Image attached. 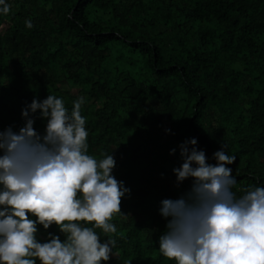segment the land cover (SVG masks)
<instances>
[{"label": "trees", "instance_id": "obj_1", "mask_svg": "<svg viewBox=\"0 0 264 264\" xmlns=\"http://www.w3.org/2000/svg\"><path fill=\"white\" fill-rule=\"evenodd\" d=\"M5 2L0 130L25 126L33 99L54 95L70 112L84 97L88 154L112 155V175L130 190L110 221L116 233L94 229L101 242L116 241L102 264H175L159 251L171 220L161 201L191 189L174 169L192 138L209 164L216 151L235 156L227 167L237 196L264 187V0ZM28 118L43 135L40 111ZM37 228L41 243L49 233L66 239L55 224Z\"/></svg>", "mask_w": 264, "mask_h": 264}, {"label": "clouds", "instance_id": "obj_2", "mask_svg": "<svg viewBox=\"0 0 264 264\" xmlns=\"http://www.w3.org/2000/svg\"><path fill=\"white\" fill-rule=\"evenodd\" d=\"M0 5L7 15L10 6L5 0ZM25 23L32 28L30 20ZM84 102L77 98L69 112L54 95L33 99L22 110L25 126L18 132L0 130V264L110 260L115 239L101 242L94 229L116 233L110 221L121 213L130 190L112 175V155L97 160L88 154ZM37 110L46 120L43 135L28 118ZM196 144L192 138L180 145L183 163L174 169L178 183L192 178L190 191L178 200L161 201L160 214L171 220L159 238L160 253L175 264H264V187L237 196L236 179L227 167L235 156L216 151V164H209ZM38 224L45 230L55 224L66 239L49 233L47 242H39Z\"/></svg>", "mask_w": 264, "mask_h": 264}]
</instances>
